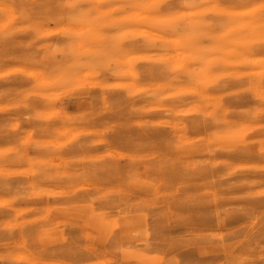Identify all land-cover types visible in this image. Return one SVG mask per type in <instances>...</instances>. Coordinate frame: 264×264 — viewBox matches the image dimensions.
I'll return each mask as SVG.
<instances>
[{
	"label": "bare ground",
	"instance_id": "obj_1",
	"mask_svg": "<svg viewBox=\"0 0 264 264\" xmlns=\"http://www.w3.org/2000/svg\"><path fill=\"white\" fill-rule=\"evenodd\" d=\"M86 70L146 92L147 168L38 120ZM0 71V264H264V0H0Z\"/></svg>",
	"mask_w": 264,
	"mask_h": 264
},
{
	"label": "rangeland",
	"instance_id": "obj_2",
	"mask_svg": "<svg viewBox=\"0 0 264 264\" xmlns=\"http://www.w3.org/2000/svg\"><path fill=\"white\" fill-rule=\"evenodd\" d=\"M115 71L119 73L120 69ZM2 73L0 71V75ZM120 83L119 75L103 82L86 70L76 88L53 97L51 103L43 109L46 115L38 116V120L51 122L54 119H65V116L69 119H82L84 122L80 127L88 132H97L85 142L99 150L103 156V168L111 172L108 173L111 177L131 175L139 166L148 167L145 156L149 124L146 92L137 98L134 105L128 104V91ZM3 84L0 77V89ZM122 84L124 86L125 83ZM144 88L146 90V82ZM78 101L85 105L75 106ZM87 159L90 160L89 157Z\"/></svg>",
	"mask_w": 264,
	"mask_h": 264
}]
</instances>
